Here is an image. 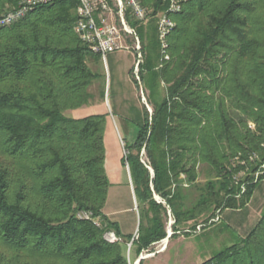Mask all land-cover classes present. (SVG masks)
<instances>
[{
    "label": "trees",
    "instance_id": "trees-1",
    "mask_svg": "<svg viewBox=\"0 0 264 264\" xmlns=\"http://www.w3.org/2000/svg\"><path fill=\"white\" fill-rule=\"evenodd\" d=\"M18 1L0 0V14ZM170 1L141 0L149 19L137 26L151 109L142 102L120 159L139 211L137 254L166 236L167 209L175 230L205 228L243 207L264 178V0H174L177 10ZM77 4L51 0L0 26V264H128L131 236L102 212L108 115L65 114L88 104L89 87L104 79L92 69L99 55L73 30ZM159 13L173 21L163 48ZM197 165L213 174L203 183ZM107 229L122 241L105 240ZM200 264H264V208L244 236Z\"/></svg>",
    "mask_w": 264,
    "mask_h": 264
},
{
    "label": "rangeland",
    "instance_id": "rangeland-1",
    "mask_svg": "<svg viewBox=\"0 0 264 264\" xmlns=\"http://www.w3.org/2000/svg\"><path fill=\"white\" fill-rule=\"evenodd\" d=\"M76 10V9H75ZM160 14H158L159 16ZM157 16V17H158ZM149 19V17H148ZM148 19L143 24H135L134 28L137 32V26L142 25L146 28ZM139 41L142 42L139 34ZM129 44L132 45L131 37L128 38ZM142 57L144 59V54L142 51ZM132 64V54L130 51L125 49H117L113 52H110L106 55L105 61L101 59L98 61V64L92 65V69L100 70L104 79L97 80L92 83L89 87L90 92L93 95L91 101L83 105L78 109H72L65 111V114L72 117H80L90 113H99L106 112L107 119L104 131V147L106 149V172L109 179V182L112 186H117L115 183L118 179H120L119 168L115 162L117 151H119L120 159L124 156L127 151L124 149L123 142L126 136L124 131L127 129H135V123L138 122L142 116V104L144 102L140 97L139 89L136 90V98L135 104L134 100H132V104L130 109H111L110 105L107 103L110 99V104L113 105V100L115 97L111 94L108 99L107 93L105 97L101 98L100 90L102 88V82L105 87V91H108V78H107V69L105 65L110 69V73L112 77L114 73L116 75L123 74L124 79H127V75H129V79L133 83L130 74L127 69L131 68ZM124 72V73H122ZM134 84V83H133ZM162 89L164 88V84L161 83ZM142 88H144L142 86ZM135 89V88H134ZM135 91V90H134ZM164 89L162 90V92ZM135 93V92H134ZM128 94V93H127ZM140 100V101H139ZM146 102V98H145ZM101 103L105 106L106 109H95V107L101 105ZM147 110L150 112V105L145 104ZM251 127H253L252 123H249ZM113 133L115 136H113ZM115 139V140H114ZM116 141V142H115ZM117 144V145H116ZM117 148V149H116ZM125 151V153H124ZM105 164V162H104ZM123 170L127 171V164L122 165ZM197 182L203 183L207 178L211 177L213 174L211 170L205 165H197ZM180 178H184V175L181 174ZM121 177V181H122ZM123 182V181H122ZM186 185V184H185ZM189 199L194 198L197 194L196 190L193 188L188 189ZM157 198V196L155 195ZM159 199V198H157ZM130 205V200L125 194L123 195L121 208H127ZM264 208V178L261 179L253 189L251 197L249 201L241 208L233 209L226 208L223 211V219L219 222H214L210 226L205 228H201L197 231H186L184 226H176V230L173 227L174 224L171 225L172 231L174 232L169 238H171L170 242H166L167 250L162 252L163 250H159L160 241L154 243L151 246V252L140 251L139 254H134V245H131L130 248L123 243V253L127 260L128 264H134L137 257L142 254H151L142 259V264H200L203 260L211 257L213 253L220 250L224 246H227L233 242H236L241 236H244L260 217L261 211ZM174 219V218H173ZM98 221L100 219L98 218ZM168 227V215L165 219V230Z\"/></svg>",
    "mask_w": 264,
    "mask_h": 264
},
{
    "label": "built area",
    "instance_id": "built-area-1",
    "mask_svg": "<svg viewBox=\"0 0 264 264\" xmlns=\"http://www.w3.org/2000/svg\"><path fill=\"white\" fill-rule=\"evenodd\" d=\"M49 1L51 0H19L17 5L0 14V26L10 25L22 18L33 7ZM77 3L73 25L74 32L93 53L99 55L102 61H105L106 55L114 50L125 49L130 51L132 54L131 75L136 81L141 99L146 104L139 75L140 65L143 62L142 47L134 25L143 24L148 19V9L142 4L141 0H77ZM170 8L177 10L179 6L177 2L171 0ZM159 14L156 29L161 47L163 48L165 46L164 37L173 26V21L166 14ZM129 37L132 39V45L129 44ZM164 57L167 58V55ZM243 190L244 187L241 185V191ZM167 215L168 227L166 229V236H171L173 234L171 225L174 223V219L169 209H167ZM78 216L90 218L91 213L81 212ZM218 221L219 215L217 214L208 221V224ZM96 225L100 227L105 226V224H101L98 220L96 221ZM201 228L202 224H198L192 232ZM137 236L138 234L135 232L130 240L125 242L128 248L131 247L132 241ZM166 236L159 240L161 246L158 251L164 249V245L162 244L164 240L167 242ZM103 237L109 242L122 241L121 237L117 236L110 229L104 231ZM153 254L154 252L145 255L140 254L139 256L146 257ZM136 261L137 259L134 264H137Z\"/></svg>",
    "mask_w": 264,
    "mask_h": 264
},
{
    "label": "crops",
    "instance_id": "crops-1",
    "mask_svg": "<svg viewBox=\"0 0 264 264\" xmlns=\"http://www.w3.org/2000/svg\"><path fill=\"white\" fill-rule=\"evenodd\" d=\"M129 67L127 69V74L129 72ZM105 68L107 69L108 91L106 92L104 87V97L106 93L108 99L110 98L111 94L115 97V99L113 100L114 101L113 105L110 104V99L107 103L110 105L111 109H130L129 106H131L132 100H134V104H135L134 98H136L137 96L136 95L137 89L129 79V75H127L128 76L127 79H124L123 74H121V76L120 75L118 76L116 75V73H114V76L112 77V74L110 73V69L108 68L107 65H105ZM140 103L142 104L141 101ZM95 109H106V108L101 103V105H99L98 107L96 106ZM124 131L126 133L124 141L131 142L135 136V129L133 128L129 130L125 128ZM113 136H115L114 133ZM106 161L107 160H106V149H105V168L107 163ZM115 162L117 164V167L119 168L120 179H118L117 182L115 183V185L117 186H112V184L109 182L107 196L102 212L110 221L116 223L120 236L123 237L130 235L132 237L133 233L137 232L139 220H140L139 211L137 207V200L133 191L129 170L128 169L127 171L125 169L123 170V166L120 161L119 151H117ZM121 177L123 178L122 179L123 182L121 181ZM124 194L130 200V205L127 208L120 207L122 204V199ZM223 211H221L220 214L221 217L220 221L223 219ZM170 240L171 238H168V242H170ZM167 247H165V249H163L162 252H165L167 250ZM134 254L137 255L135 251Z\"/></svg>",
    "mask_w": 264,
    "mask_h": 264
},
{
    "label": "water",
    "instance_id": "water-1",
    "mask_svg": "<svg viewBox=\"0 0 264 264\" xmlns=\"http://www.w3.org/2000/svg\"><path fill=\"white\" fill-rule=\"evenodd\" d=\"M170 236L168 235V236H166V240H168V238H169ZM143 258H145L144 256H139L138 258H137V261H136V263L138 264L139 263V261L141 260V259H143Z\"/></svg>",
    "mask_w": 264,
    "mask_h": 264
},
{
    "label": "bare ground",
    "instance_id": "bare-ground-1",
    "mask_svg": "<svg viewBox=\"0 0 264 264\" xmlns=\"http://www.w3.org/2000/svg\"><path fill=\"white\" fill-rule=\"evenodd\" d=\"M165 242H166V241L164 240V243L162 244V245H164V249H165V247H166V245H165L166 243H165Z\"/></svg>",
    "mask_w": 264,
    "mask_h": 264
}]
</instances>
